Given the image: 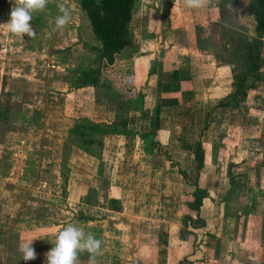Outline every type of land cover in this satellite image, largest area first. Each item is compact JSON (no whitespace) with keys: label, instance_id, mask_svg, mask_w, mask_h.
Segmentation results:
<instances>
[{"label":"crops","instance_id":"crops-1","mask_svg":"<svg viewBox=\"0 0 264 264\" xmlns=\"http://www.w3.org/2000/svg\"><path fill=\"white\" fill-rule=\"evenodd\" d=\"M227 2L231 3L229 4L231 7L228 9L236 13L232 15V18H230V15L226 19L225 16L223 17L222 11L223 7L228 6ZM249 2L250 0H207L205 6L190 9L186 7L184 0H138L133 5L132 18L129 23V28L137 41L134 48L125 49L120 54L119 69L122 73L133 76L135 87L140 95L138 96V100L142 98L144 107L142 109L139 107L137 110H129L128 112L125 110V112L120 113L115 104H110L103 100L100 101V98L98 100L96 87L88 86L76 89L73 86L72 79L68 83L61 79H59L61 81H57L59 73L65 70V66L62 63L54 62L50 59V55L55 49L63 50L69 46L67 38L62 34L65 31L66 36H69V24L63 29L53 31L54 19L58 14V6L64 4L70 9L72 15L71 22L73 21L75 24H78V21L80 22L82 10L79 0H49L47 8L42 12H34L33 19L30 21L36 32V35L32 37L34 38L33 42L38 45L30 53L36 56V62H38L37 64H39L44 77L45 83L41 81V83H44L41 87L47 88L48 90L46 91L53 95L47 99L46 120L49 121L50 118L52 120L61 118L64 120L87 119L93 123H104L106 125L115 124L118 119L127 120L125 126L115 127L117 132H112L102 137V144L98 147L97 154L81 152L83 157L95 162V177H113L114 180V177H117L119 172L120 175L121 172L123 173V165L129 161L137 164L144 157H153V171L161 173L165 171L171 172L168 170L169 166L166 155H170V151H180L182 147L189 149V159L193 161V150L196 141H198L196 137L197 120L199 119L200 122V118H203V126L201 127L203 131L199 130L197 135L201 136V140L202 138L205 139L202 143L206 149V162H209L207 161L209 156L206 153L209 145L216 146L217 153L214 157V164L216 170L220 169L221 171V173L216 171L210 177H228V165L233 164L235 165L234 168H236L241 163L248 162V153L255 160H251L250 164H256L259 167L262 165V160H264V143L261 148L258 147L256 150H251L250 148L248 152H243L244 140L243 136H239L240 134H244L246 130L256 133L254 130L249 129L247 125H251L253 122L259 123L257 128H261V130H259L258 134L264 131V111L259 108L261 99L256 97L248 106L244 107L239 105L216 107L219 101L233 92L232 83L238 72L233 65L222 62L223 57L216 52L214 40L217 39L218 35L213 29L214 27H222L229 34L231 31L238 33L241 31L240 28H246L251 25V28L254 30L255 23L251 19V14L248 10ZM13 4L14 1L12 7ZM75 26L77 28L73 29V31L78 33L80 28H78V25ZM88 28V34L94 38L89 25ZM53 35L56 36L51 42H48L47 39ZM234 37L237 36L234 35ZM61 38H65L66 41ZM41 39H44L42 44L39 43ZM58 42H61L62 45L56 46ZM45 43L49 49L47 47L44 48ZM225 47L228 48L229 44ZM136 49H138L139 53L128 58L122 57L124 52ZM232 49L235 51L232 53L233 59L231 61L233 63L237 62L235 59L237 57L239 58V62L243 63V57L241 56H243L244 52L240 49V45L236 48L235 44ZM22 53L25 52H20V54ZM263 53L262 57L264 56ZM26 54L19 55L17 59L22 58L23 60L24 56L30 57L28 52ZM25 68L28 69L27 67ZM66 68L69 67L66 65ZM73 68L71 67L72 70L76 71L78 66L77 68ZM99 79L101 83L106 78L100 76ZM145 86H148L150 92L141 94L140 90H143ZM208 89L215 90V95L212 97L208 96L206 94ZM130 100L133 101L132 98ZM209 102H214L213 107L209 106ZM149 108L152 110L149 111ZM207 113H209L208 116H206ZM196 116H198L197 120ZM147 121H149L147 123V130L144 131V123ZM205 125L206 129L204 128ZM151 128L155 131V136L152 139L148 136L147 139L144 138L142 135L150 133ZM180 128L185 131L181 133ZM230 129L236 134L231 135L229 133ZM114 137L123 139L124 142L115 146V143L111 140ZM44 138H46V135H43L40 146L47 152L44 154L42 150V153L35 155L33 151L36 144H33L32 154L26 157V160L34 162L27 163V165H40V167H37L36 177H26L24 174L28 170H21V177L10 178L13 184L11 190H4L2 194L0 193V219L3 218L0 221V231L4 232L5 236H8L12 231L22 233L24 234L22 236L24 238V240L22 238L23 241L35 239L32 246L37 252V258L32 260L33 264H46L45 254L53 247L57 233L67 224L77 223L85 231L94 233L98 239L103 241L102 229L98 228L95 230V227L93 229L90 226L104 222L110 225L108 219L119 222L122 218L129 219L132 213V210H129L127 206L129 198L139 199L143 198L144 195H147V197L151 195L148 191L130 190L125 187L113 186L112 184L107 189V199L105 202L101 198L96 204H88L82 200L70 197L71 201L67 198L65 200L66 203L61 204L62 209L66 210V212L60 209L61 213L56 214V216H44L40 219L33 217L32 214L37 210H42V208L45 210L48 204L34 199L35 189L37 188L33 184H30L31 181L36 182L37 180H41L42 184H45L48 194L54 199L62 196L65 197L66 194L63 193V189L69 192L70 182L81 185V182L76 180L81 176L70 165L69 156L65 159L66 139L50 136L51 141L46 142ZM188 138L193 139V143L190 141V148L186 142ZM151 141L154 143V147L148 144ZM25 143L21 142V146L27 149L31 148V145L28 144L29 146H26ZM69 149L73 151L71 144L69 145ZM262 155L263 157L260 159L259 156ZM123 157L126 163L121 161ZM172 159L174 160V157ZM256 159L261 160L260 165L255 163ZM174 162L179 163L175 160ZM65 164L69 168V170L66 169V181L59 176L65 169ZM202 174H200V177H202ZM124 175L127 177L126 174ZM232 177L229 178L231 182ZM210 181L212 182L211 178ZM63 182L66 184H63ZM206 189L208 196L205 198V202L206 200L213 199V204L216 205L218 204L216 200L220 198L222 205L226 206L225 210L235 205V214L241 216L242 212L245 211V205L244 208L239 207L240 204L238 203L242 197L243 190L239 189L233 195L234 190L232 188L226 194H220V191L214 192L210 188ZM11 198L16 199L13 200V204L7 205L3 203L5 199L11 202ZM110 200H116L120 209H111L108 206ZM140 207L142 208V205ZM204 210L206 209L203 202L199 217L205 220L206 218L203 217ZM67 214H70L72 218L68 217ZM224 215L226 216V214ZM112 216H116L117 218L115 219ZM75 217H84L87 218V221L79 222ZM241 225L240 222L236 221L231 227L221 228V235L217 237L219 239L218 242H222V247L225 248L224 250L222 248L218 254L214 253L215 256L210 260L212 263L208 261L206 264H264L263 253H260L262 257L258 259L250 251L249 245L247 246L248 249L245 248V245L251 243L253 235L251 238H245V241H243L240 238L241 228L243 229ZM193 227L196 226L194 225ZM193 227L192 230H190V227H187V230L193 231L198 236L197 233L202 232L201 228ZM45 233L48 234L46 235ZM122 235L124 236L125 234L123 233ZM161 235L159 237L158 233L157 240H152L155 243V245H149L153 246L152 250H150L149 246L140 250L145 252V254H142L144 256L142 261L146 262L149 259L146 256H150L151 253L149 251H152L154 253L153 264H184L182 257L183 246L182 249L178 248L179 257H175L168 247L169 244L165 245L166 241L164 240L163 232ZM229 236L232 238L230 239ZM47 238H49V241H46ZM109 244L119 245L121 243L112 239ZM102 250L103 255L98 257L99 264H105V262L112 259L116 260V262L125 261L127 264L133 263L130 258H121L118 255L116 256V254L112 255L111 251L105 249L103 244ZM2 253L1 255L5 256L4 251ZM196 254L198 255L197 250ZM1 255L0 260L2 259ZM125 255L130 256L129 253H125ZM88 258L89 256L79 259L82 264H87ZM193 258V260L191 258H188V260L194 262L198 259L202 260L201 255H198L197 259L194 255Z\"/></svg>","mask_w":264,"mask_h":264},{"label":"rangeland","instance_id":"rangeland-1","mask_svg":"<svg viewBox=\"0 0 264 264\" xmlns=\"http://www.w3.org/2000/svg\"><path fill=\"white\" fill-rule=\"evenodd\" d=\"M13 1L14 0H11L8 10L0 13V76H3L5 79V88L4 90L0 91V103L3 106L5 105L10 107L7 122H0V193L2 194L4 190H11L13 184L10 178L21 177V170H28L25 171L24 174L26 175V177H36L37 167H40V165H27V163L34 162L31 160H26V157L29 154H32L34 148L33 144H36L33 151L35 155H38L42 152H44L45 154V152H47L40 146L43 135H46V138H44L46 142L51 141L50 136H57L58 139L59 137L66 139L67 148H65L64 152L65 159L67 158V156H69L68 158L70 165L73 166V169L76 170V173L81 176L76 179L81 182V185H78L76 183L72 184V182H70L68 188L69 192H66V190L63 189V193L66 194L65 197L62 196L58 199H54L51 195L48 194V190L45 189V184H42L41 180H37L36 182L31 181L30 184H33L34 187L37 188L35 189L36 191L34 193V199H38L48 204L45 210L44 208H42V210H37L34 214H32L33 217L40 219L44 216H56V214H60V209L63 208L61 204L66 203L65 200L67 198L71 201L72 199L70 197H73L74 199L76 198L80 201L82 200L83 202L88 204H96L101 198L105 202L107 199V189H109V187L113 184V186H118L121 188L125 187L130 190H144V192L148 191L151 195L149 197H147V195H144L143 198L139 199L129 198L127 206L129 207V210H132L131 217H129V219L122 218L120 219V222L117 220L108 219L110 225L104 222L102 224L97 223L95 225L93 224L94 226H90L93 229L95 227V230H97L98 228L102 229V244L105 249L111 251L112 255L116 254V256L118 255L121 258H130L133 261V263L131 264H153L154 253L152 251H149V253H151L150 256H146L149 257V259L146 262H143L142 258L144 256L142 254H145V252H142L140 250L142 248H148V246L151 244L155 245L153 241L157 240L158 233L159 237H161V234L163 232L164 240L166 241L165 245L169 244L168 247L169 249H171L172 255H174L175 257H179L177 252L178 248L180 247L182 249L183 246V257L187 253V243H191L196 235L192 231L194 234L187 236V230L183 226V218L185 217V215H189V217L193 219V222L189 224V226H191L190 230H192V226L194 225L200 226L202 230L201 233H197L199 242L197 244V247L195 248V253L188 255V258H191L192 260L194 259V255L196 256V259L198 255H201L202 260H195L197 264H206V262L208 261L212 263L210 261L212 257H214L215 254L220 253L223 248L222 242H218V237L221 235V228L231 227L232 224H234L236 221L242 224L241 226L243 227V229L241 228L240 238L243 241H245V238H251L253 235L251 243L245 245V248L248 249L247 246L249 245L248 247L250 248V251L254 253L255 257H257L258 259L262 257L260 256V253H263L264 257V191H262L264 190V160H262V165H260V159L261 157H263V155L259 156V160L256 159L255 163L260 165L258 167L256 164H250L251 160H255L252 159L253 157H250L248 153V162L241 163L240 166L232 169L231 173L233 177L231 182L229 179L231 177H210L216 171H218V173H221V171L220 169L216 170L214 164V157L217 153L216 146L209 145V149L206 152L209 156V158H207V161L209 162H207V168L204 170L202 177H200V186L204 188H210V190H213L214 192L220 191V194H226V192L231 188L234 190L233 195L238 192L239 189L243 190L242 197L238 202L240 204L239 207L244 208L245 205V211L242 212L243 214H241V216L234 213V211H236L235 205H233L230 209L227 208V210H225L226 206L222 205L220 198L216 200L218 202V204L216 205L213 204V199L208 201L206 200V202L204 201L206 210H204L205 213L203 214V217L206 218L205 220L203 219L200 221L198 218H196V216H194L193 214L191 215L186 210L185 202L188 195L193 189L191 187V184L194 182L196 174L194 171V163L193 161H191V159H189L190 152L187 147H182V149L180 151L177 150V152L170 151V156L174 157V160L179 162L178 164L180 168H187V182L181 179L179 173L176 171H174L173 173L172 171H165L164 173L153 171V157L141 158L140 161L137 162V164L132 163L131 161L126 163V160L124 161L123 157V160L121 161H124L123 163L126 164L122 166V177H120V172L118 173L119 177H114V180L113 177H95V162L91 159L83 157V154L81 153L85 152L82 149H85L86 143H79L81 141H77L78 137L75 134H71L75 126L84 124V120H64L63 118L55 120H52V118H50L49 121L46 120L45 114L47 112V99L48 97L53 95L52 93H48V91H46L48 90L47 88L41 87L42 84L45 83V81L43 80L44 77L42 75V71L40 70L39 64H37L38 62H36V56L30 53L31 50H34V48L38 46L33 42L34 38H30L27 35H24L21 38L18 35H14L8 32L7 29L2 26V24L7 23L10 19V10L12 8ZM227 3L228 6L223 7L224 9L222 11V15L223 17L225 16L226 19L230 15V18H232V15L236 13L231 12V10L228 9L231 7L229 6V4L231 3ZM250 16L254 21L253 16ZM80 17L81 19H79L80 22L78 21V24L70 21L68 28V37L66 36L65 31L62 33L67 38L69 46L63 50L55 49L50 55V59H52L54 62L59 64L62 63L63 66H65V70L59 73L57 81L62 80L67 81L68 83L70 79L73 80L74 76H76V71L72 70L71 67L77 68V66L87 67L89 65H93V63L91 62L92 60H95L97 56V52L95 50H91V47H96V41H94L95 39L88 34V22L83 12L80 14ZM75 25H78V28H80V30L78 29V33L73 31V29L77 28ZM240 30V32L242 33L231 31L233 34L231 32H229L228 34L222 27H214L213 29V31L218 35L217 39L214 40L216 52L218 53V55L223 57L222 62L233 65L238 74L243 73V68L240 69V67H242V62H239V58L237 57H235L237 62L233 63V61H231V59H233L232 53H234L235 51L234 49H232V47L236 44L237 48L238 45L241 46V44H243L247 40L251 42L255 37V33L251 28V25L246 28H240ZM234 35H236L237 37H234ZM55 36L56 35H53L51 38L47 39V41L51 42ZM61 39L66 41L65 38ZM134 41L136 43L137 40L134 38ZM42 42H44V39H41L39 43L42 44ZM227 44H229L228 48L225 47ZM57 45L62 44L61 42H58L56 46ZM46 47L47 46L45 43L44 48ZM47 49L49 48L47 47ZM137 50L138 49L128 50L124 52L122 57L128 58L129 56L135 55L139 53ZM20 52L25 53L20 54ZM27 52L30 54V57L24 56L23 60L22 58L17 59L19 55H27ZM263 52L264 51H262V53ZM261 55L259 56L260 66L258 71L255 73H251L247 77L245 96H237L236 104L242 107L248 106V104H250L254 98L259 97V99H261V105L259 106V108L264 111V56L262 57ZM21 63L22 65L20 66ZM66 65L69 68H66ZM25 67H27L28 69H26ZM41 81L44 83H41ZM110 81L111 80L108 81L104 79L96 88V95L98 100L100 98V101L103 100L107 103L115 104L117 106V109L119 107L120 113L125 112L128 107L138 106L137 102L132 101V103L130 104V97L128 95L119 94L113 88V84ZM149 92L150 90L148 86H145L143 90H140L141 94H146ZM214 93H216V91L213 89H208L206 92V94L210 97L215 95ZM214 102H209V106L211 105V107H213L212 105L214 104ZM122 104H124V106H122ZM255 104H257V102H255ZM151 110L152 109L149 108V111ZM200 116L202 117L201 114ZM197 119L198 116H196V120ZM197 121L196 137L200 141L201 136L197 134L199 130H202L201 127L203 126V118H200V122L199 119ZM148 122L149 121L144 123V131L147 130ZM258 124V122H253L251 125L247 124L248 128L254 130L256 133H252L251 131L246 130V134L244 132V134H240L239 137L243 136L244 140L243 152H248V149L250 148L251 150H256L258 149V147H263L262 144L264 143V131L258 134L259 130H261V128H257ZM184 131L185 130L181 129V133ZM229 133L231 135L236 134L232 132L231 129ZM59 134L60 136H58ZM185 134L184 136H186ZM92 136L97 140L101 138V136L98 134H94ZM111 140H113L115 146H118L119 143L124 142L123 139L116 137ZM183 140H185V138H183ZM190 141L193 143V139H186L189 148ZM202 141H205V139L202 138L201 142ZM21 142H27L25 143V145H31V148H24V146H21ZM70 144L73 147V151L69 149ZM95 145L96 146H91V151L94 154H97L99 150L97 147L98 144L95 142ZM80 147L82 149H80ZM241 154L243 153L241 152ZM64 168L65 169L61 172V175H59L62 177V179L67 178L66 169L69 170L66 164L64 165ZM124 174H126L127 177ZM5 178L7 179L4 180ZM210 178L212 179V182L210 181ZM63 184L66 183L63 182ZM11 200L12 201L10 202L5 199V202H3L2 199V202L9 205L13 204V200L16 199L11 198ZM141 205L142 208L140 207ZM62 210L66 212V210ZM224 214H226V216ZM67 215L68 217L72 218L70 214ZM112 217H114L115 219L117 218L116 216ZM75 218L77 219V221L83 222L80 221V218L83 217ZM2 220L3 218L0 219V221ZM108 220L106 221L108 222ZM101 225L103 226L102 228ZM123 233L125 234L124 236L122 235ZM45 234L47 235L48 233ZM23 235L24 234L22 233L12 231L8 236H5L4 232L0 231V255L3 254L2 251H4L5 253V256L1 255L2 259L0 260V264L25 263L22 260L21 253H19L18 251L20 243L24 242V238L22 237ZM229 238L231 239L232 237L229 236ZM112 239L118 241V243L121 244H109ZM46 241H49V238H47ZM149 247L150 250L153 249V246ZM196 250L198 251V255L196 254ZM125 253H129L130 256L128 257V255H125ZM86 257H88V253L84 252L80 254V258ZM80 264L82 263L80 262ZM105 264H127V262H116V260L112 259L108 262H105Z\"/></svg>","mask_w":264,"mask_h":264},{"label":"trees","instance_id":"trees-1","mask_svg":"<svg viewBox=\"0 0 264 264\" xmlns=\"http://www.w3.org/2000/svg\"><path fill=\"white\" fill-rule=\"evenodd\" d=\"M138 0H79V4L82 12L84 13L88 25L92 31L93 37L98 45L91 47V50L97 52L95 60H92L93 65L79 66L76 70V76H74L73 86L76 89L85 88L88 86L98 87L100 84V76H104L106 80H111L113 88L121 95H128L132 98L133 102H137L138 106L128 107L129 110H137L139 107H144V101L142 98L138 100L139 91L135 87L134 78L132 75L124 74L119 69L120 54L128 48L135 47L134 36L129 28V23L132 18L133 5ZM11 0H0V13L6 11L10 7ZM248 10L253 16L255 27V37L251 42L249 40L241 44L240 49L243 50V73L237 74L232 83L233 92L219 101L216 107H228L237 106L236 97L245 96L246 79L251 73L258 71L260 66V55L264 49V0H250ZM1 90L5 88V79L0 76ZM131 104L132 101H129ZM124 106V104H122ZM119 110V107H118ZM10 112L9 106H3L0 103V122H7L8 114ZM209 113L206 114L208 116ZM84 120V124L75 126L72 131V135L75 134L81 142L86 143L85 152H92L91 146H96L95 142L100 147L102 144V137L112 132H117L116 126H125L126 119H118L115 124L106 125L104 123H93ZM152 124V123H151ZM153 128V127H152ZM151 128L150 133L142 135L144 138L155 136V131ZM206 129V125L204 127ZM123 132V131H122ZM98 134L101 136L99 140L93 138L92 135ZM148 136V137H147ZM85 141V142H84ZM151 147H154L152 141L148 143ZM67 148V146H65ZM149 149V147H148ZM93 153V152H92ZM168 159V170L176 171L180 177L187 182V168H180L179 164L174 162L170 155H166ZM193 163L196 176L194 182L191 184L193 188L188 195L185 202L186 210L192 215L196 216L200 221V212L203 207L204 199L207 198V189L200 186V174L207 168L205 147L201 141H196L195 148L193 150ZM235 167L233 164L228 165V177L232 176V169ZM65 179V178H64ZM66 181V179H65ZM108 206L111 209L120 208L116 200H110ZM80 221L86 222L87 218H80ZM193 222V219L189 215H185L183 218V226L187 230L189 224ZM193 227V226H192ZM193 228H200L196 226ZM187 236L194 234L192 231H186ZM198 238L195 235L192 242L187 243L186 255L183 256L184 264H197L194 261L188 260V255L195 253L197 247ZM25 262V261H24ZM24 264H33L32 261H27Z\"/></svg>","mask_w":264,"mask_h":264},{"label":"clouds","instance_id":"clouds-1","mask_svg":"<svg viewBox=\"0 0 264 264\" xmlns=\"http://www.w3.org/2000/svg\"><path fill=\"white\" fill-rule=\"evenodd\" d=\"M49 0H14L10 10V19L2 24L8 32L18 35L34 37L35 29L30 21L34 12H42L47 8ZM186 7L190 9L205 6L207 0H184ZM72 19L70 9L60 4L58 14L54 19L53 31L65 28ZM33 240L28 239L20 243L18 247L22 260L32 261L37 258V252L32 246ZM101 239L92 232H85L84 228L77 223H69L57 233L53 247L45 254L46 264H80V254L88 253L87 264H99L98 257L103 255Z\"/></svg>","mask_w":264,"mask_h":264}]
</instances>
